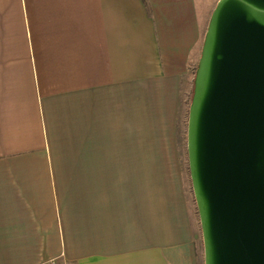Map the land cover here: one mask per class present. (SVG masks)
Masks as SVG:
<instances>
[{"label": "crops", "instance_id": "0c3cea01", "mask_svg": "<svg viewBox=\"0 0 264 264\" xmlns=\"http://www.w3.org/2000/svg\"><path fill=\"white\" fill-rule=\"evenodd\" d=\"M212 5L0 0V264H200L179 124Z\"/></svg>", "mask_w": 264, "mask_h": 264}, {"label": "water", "instance_id": "95a60500", "mask_svg": "<svg viewBox=\"0 0 264 264\" xmlns=\"http://www.w3.org/2000/svg\"><path fill=\"white\" fill-rule=\"evenodd\" d=\"M205 264H264V0H218L189 108Z\"/></svg>", "mask_w": 264, "mask_h": 264}, {"label": "rangeland", "instance_id": "374dc122", "mask_svg": "<svg viewBox=\"0 0 264 264\" xmlns=\"http://www.w3.org/2000/svg\"><path fill=\"white\" fill-rule=\"evenodd\" d=\"M218 0H212V4L214 5L215 3L217 4ZM212 5V6H213ZM198 64V63H197ZM197 64L195 66V68L193 67V69L197 68ZM193 73V74H192ZM195 76L194 71H191V76ZM194 86V83H193ZM192 95H193V89H191L188 92V95L185 99V102L182 106V116L180 118V144L181 147L184 149V155H185V166H186V173H187V182H188V190L189 193L191 194V196H193V205H194V210L196 213V217L199 219L198 221H200L199 218V212H198V207H197V202L195 199V195H194V191H193V186H192V179H191V175H190V169H189V161H188V149H187V130H188V116H189V108H190V104L192 101ZM201 223H199V229H198V249H199V254H200V264H205V249H204V241H203V234H202V227L200 225Z\"/></svg>", "mask_w": 264, "mask_h": 264}, {"label": "built area", "instance_id": "2783aa9c", "mask_svg": "<svg viewBox=\"0 0 264 264\" xmlns=\"http://www.w3.org/2000/svg\"><path fill=\"white\" fill-rule=\"evenodd\" d=\"M38 264H72V263L61 262L60 260H58V258L54 257V258H50L47 262H40Z\"/></svg>", "mask_w": 264, "mask_h": 264}, {"label": "trees", "instance_id": "16d2710c", "mask_svg": "<svg viewBox=\"0 0 264 264\" xmlns=\"http://www.w3.org/2000/svg\"><path fill=\"white\" fill-rule=\"evenodd\" d=\"M195 73H196V69H195Z\"/></svg>", "mask_w": 264, "mask_h": 264}]
</instances>
